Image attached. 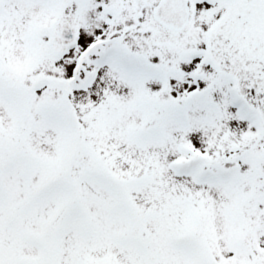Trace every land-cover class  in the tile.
Returning a JSON list of instances; mask_svg holds the SVG:
<instances>
[{
	"label": "rangeland",
	"instance_id": "1",
	"mask_svg": "<svg viewBox=\"0 0 264 264\" xmlns=\"http://www.w3.org/2000/svg\"><path fill=\"white\" fill-rule=\"evenodd\" d=\"M194 11L0 0V264H264V33Z\"/></svg>",
	"mask_w": 264,
	"mask_h": 264
},
{
	"label": "flooded vegetation",
	"instance_id": "2",
	"mask_svg": "<svg viewBox=\"0 0 264 264\" xmlns=\"http://www.w3.org/2000/svg\"><path fill=\"white\" fill-rule=\"evenodd\" d=\"M122 12L123 17L121 19H130V23L121 21L123 24L124 32H133L146 29V26L143 25V19H151L156 26L164 30L163 26L159 25L156 21L153 20V9L155 5L160 0H114ZM175 1H184L188 3L189 6V20L184 29L192 27V20L194 18H200V16H195L196 8L208 11L207 18L209 19L210 27H206V32H211L214 28L215 20H221L227 15L231 16L229 24L234 23L232 26H223V28L228 33H264V0H234L229 3L226 0H175ZM200 3V4H198ZM205 6V7H204ZM119 11V10H118ZM109 18L113 19L117 17L113 10L111 9L108 12ZM235 18V21L232 22V19ZM142 23V24H141ZM226 23V22H224ZM194 27V26H193ZM196 27V26H195ZM167 30V29H166ZM255 42V41H254ZM253 42V43H254ZM258 46V42L256 41ZM255 46V47H256ZM253 68L256 72L255 75H252L253 80L264 81V52H259L256 56L253 57ZM250 80V81H253ZM230 82H233L231 79ZM262 91L264 92L263 86L255 88V92ZM264 108V105L262 106ZM257 113H255L254 118H257Z\"/></svg>",
	"mask_w": 264,
	"mask_h": 264
},
{
	"label": "water",
	"instance_id": "3",
	"mask_svg": "<svg viewBox=\"0 0 264 264\" xmlns=\"http://www.w3.org/2000/svg\"><path fill=\"white\" fill-rule=\"evenodd\" d=\"M233 2L234 0H226ZM189 9L187 2L175 0H160L153 9V19L162 26L173 30H181L188 22ZM57 34L62 40H70L72 31L67 27L57 30Z\"/></svg>",
	"mask_w": 264,
	"mask_h": 264
}]
</instances>
